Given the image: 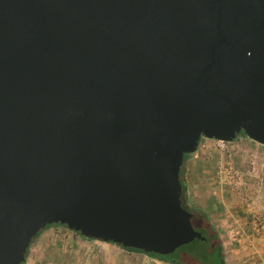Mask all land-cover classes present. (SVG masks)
<instances>
[{"label":"water","instance_id":"1","mask_svg":"<svg viewBox=\"0 0 264 264\" xmlns=\"http://www.w3.org/2000/svg\"><path fill=\"white\" fill-rule=\"evenodd\" d=\"M240 134L264 145V0H0V264L52 224L204 240L185 155Z\"/></svg>","mask_w":264,"mask_h":264},{"label":"rangeland","instance_id":"2","mask_svg":"<svg viewBox=\"0 0 264 264\" xmlns=\"http://www.w3.org/2000/svg\"><path fill=\"white\" fill-rule=\"evenodd\" d=\"M181 172L187 204L204 211L220 236L224 264H264V145L244 134L223 143L202 137ZM193 253L187 258L197 264L199 256ZM24 264L179 263L88 240L65 225H54L35 239Z\"/></svg>","mask_w":264,"mask_h":264},{"label":"trees","instance_id":"3","mask_svg":"<svg viewBox=\"0 0 264 264\" xmlns=\"http://www.w3.org/2000/svg\"><path fill=\"white\" fill-rule=\"evenodd\" d=\"M191 155L192 154L185 155L184 161L188 157H190ZM181 175H182V172L180 174V177H181ZM181 181H182V177H181ZM182 185H183V193H182L183 205H184V207H186L188 210H190L193 213L192 223H193L194 227H195V225H197L199 227L200 232H202L203 236H205V239L204 240L196 239L193 242H191L190 244H187V245L180 247L174 254H170V255L146 253L142 250H138V249H134V248H125L123 246H121V247L128 252L141 253V254H145L149 257L158 258L160 260L179 263V264H186V263L191 264V262L189 261V259L186 256V254L183 252L193 253L195 251L194 249L199 248L201 253H198V252L193 253V254H197L199 256V259H198L199 263H197V264H203V263H205V264H224L223 255H222V243H221V239H220L219 234L217 233L214 225L209 221V218L207 217V215L204 211L198 210V209H193V208L189 207V205L187 204L186 197H185L186 184L183 181H182ZM54 225H61V224L48 225L45 229H47L51 226H54ZM195 229H196V227H195ZM42 231L34 238L33 242L42 233ZM87 239L88 240H94V239H90V238H87ZM210 248L212 249V251H209ZM179 251H181L182 253H180ZM28 253H29V249L27 251V255H28Z\"/></svg>","mask_w":264,"mask_h":264},{"label":"flooded vegetation","instance_id":"4","mask_svg":"<svg viewBox=\"0 0 264 264\" xmlns=\"http://www.w3.org/2000/svg\"><path fill=\"white\" fill-rule=\"evenodd\" d=\"M209 251H212V249L210 248ZM183 253L188 254V255L192 254V253H188V252H183ZM197 263H199L198 258H197ZM203 264H205V263H203Z\"/></svg>","mask_w":264,"mask_h":264},{"label":"built area","instance_id":"5","mask_svg":"<svg viewBox=\"0 0 264 264\" xmlns=\"http://www.w3.org/2000/svg\"><path fill=\"white\" fill-rule=\"evenodd\" d=\"M218 141H219V140H218ZM219 142L223 143L224 141H219Z\"/></svg>","mask_w":264,"mask_h":264}]
</instances>
